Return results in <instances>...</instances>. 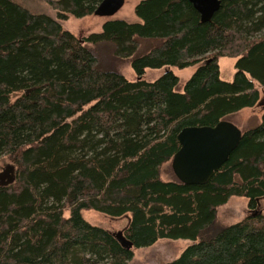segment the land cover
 <instances>
[{
  "label": "trees",
  "instance_id": "16d2710c",
  "mask_svg": "<svg viewBox=\"0 0 264 264\" xmlns=\"http://www.w3.org/2000/svg\"><path fill=\"white\" fill-rule=\"evenodd\" d=\"M42 1L57 18L0 0V156L14 163L0 185V264H128L161 239L193 241L161 264H264V214L228 225L217 215L233 197L251 211L264 199V115L207 184L161 176L184 128L260 102L264 0H223L210 22L189 0H142L137 21L110 18L83 39L60 20L94 15L102 0ZM226 56L238 58L232 81ZM193 66L180 89L173 68ZM85 210L127 216L134 247Z\"/></svg>",
  "mask_w": 264,
  "mask_h": 264
},
{
  "label": "rangeland",
  "instance_id": "374dc122",
  "mask_svg": "<svg viewBox=\"0 0 264 264\" xmlns=\"http://www.w3.org/2000/svg\"><path fill=\"white\" fill-rule=\"evenodd\" d=\"M22 5L33 12L43 13L57 18V11L51 5L42 0H18ZM142 0H126L124 7L113 17H100L91 15L84 18H75L70 16L66 20H60L63 27L73 32L80 39L92 32L101 31L103 23L110 18L126 19L128 21H137L135 7ZM237 57L219 58L222 78L232 81L236 73L235 64ZM117 69L124 74L129 80H136L137 75L131 67L129 60H123L118 63ZM166 68L147 69L144 78L148 81H154L161 77ZM174 72L180 78V89L183 88L188 79L195 73L196 66L185 69L173 68ZM256 86L261 91L260 102L252 107L245 108L237 113L230 115L227 119L234 122L243 131L249 130L261 124L264 115V87L259 83ZM14 163L8 155L0 156V174L5 173ZM161 176L165 180H174L176 175L173 172L171 161L162 167ZM248 199L244 197H233L227 204L218 208V224L228 225L239 222L249 216L257 215L261 211L264 214V199L261 200L260 206L256 210L249 209ZM84 217L95 225H100L112 232L125 231L129 224L127 216L113 218L94 210H85ZM69 212H66L68 216ZM260 214V213H259ZM193 241L187 239H161L151 247L134 249V257L128 264H161L167 263L178 258L182 252L187 249Z\"/></svg>",
  "mask_w": 264,
  "mask_h": 264
},
{
  "label": "water",
  "instance_id": "95a60500",
  "mask_svg": "<svg viewBox=\"0 0 264 264\" xmlns=\"http://www.w3.org/2000/svg\"><path fill=\"white\" fill-rule=\"evenodd\" d=\"M126 0H102L95 10L100 17H113ZM201 15L202 22H210L223 0H189ZM244 132L234 122L224 119L214 126H190L178 135L180 149L174 154L171 166L176 178L187 185H204L229 160L239 146ZM14 181V167L0 174V185ZM258 213H261L258 212ZM120 244L131 250L134 245L124 231L113 232Z\"/></svg>",
  "mask_w": 264,
  "mask_h": 264
},
{
  "label": "crops",
  "instance_id": "0c3cea01",
  "mask_svg": "<svg viewBox=\"0 0 264 264\" xmlns=\"http://www.w3.org/2000/svg\"><path fill=\"white\" fill-rule=\"evenodd\" d=\"M224 79V78H223ZM226 80V79H225Z\"/></svg>",
  "mask_w": 264,
  "mask_h": 264
}]
</instances>
